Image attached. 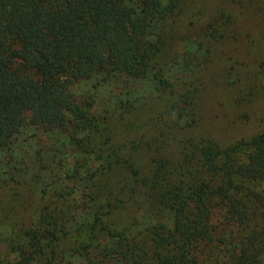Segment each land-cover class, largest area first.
<instances>
[{"label": "trees", "instance_id": "1", "mask_svg": "<svg viewBox=\"0 0 264 264\" xmlns=\"http://www.w3.org/2000/svg\"><path fill=\"white\" fill-rule=\"evenodd\" d=\"M183 3L0 0V167L8 171L16 160L12 150L27 114L32 125L50 131H67L79 120L94 122L84 106L75 105L72 86L98 74L146 79L156 71L163 111L154 118L155 127L171 130L185 122L181 128L192 130L198 123V88L175 84L161 66L172 37L169 23ZM100 125L95 120L96 131ZM77 143L103 161L90 176L92 188L97 189L99 174L120 169L125 177L105 192L103 202L93 191L89 203L97 209L91 224L74 233L72 209L59 210L58 217L44 211L40 226L24 229L22 242L10 246L16 262L1 264H57L65 238L83 232L87 242L70 256H83L87 264H264V132L226 148L186 137L177 158L158 152L146 175L92 136ZM145 202L171 212L172 224L156 222L133 235L112 229L107 219L112 212ZM217 208L225 214L218 234L213 229ZM100 234L111 240L104 248L95 244Z\"/></svg>", "mask_w": 264, "mask_h": 264}, {"label": "rangeland", "instance_id": "2", "mask_svg": "<svg viewBox=\"0 0 264 264\" xmlns=\"http://www.w3.org/2000/svg\"><path fill=\"white\" fill-rule=\"evenodd\" d=\"M169 26L172 37L161 66L175 84L198 88L197 125L190 131L181 128L185 122H176L171 130L155 127L154 118L163 111L156 71L146 79L98 74L72 86L75 105L84 106L88 116L100 122L99 131L86 120L67 131H50L32 125L27 114L12 150L16 160L8 171L0 167V264L16 262L18 254L10 246L22 242L24 229L40 226L44 211L58 217L59 210L72 209L69 225L74 233L91 224L97 209L89 203L93 191L103 202L105 192L125 177L120 169L99 174L96 182L102 189L96 182L97 189L92 188L90 176L103 161L83 151L77 139L92 136L104 150L111 146L146 175L158 152L177 158L180 140L186 137L212 140L226 148L264 132V0H184ZM224 216L217 208L213 219L217 234ZM107 219L112 229L133 235L156 222L172 224L173 216L145 202L127 204ZM231 237H226L228 242ZM87 240L85 232L65 238L57 264H87L83 256H70ZM108 242L107 235L100 234L95 244L102 248Z\"/></svg>", "mask_w": 264, "mask_h": 264}]
</instances>
